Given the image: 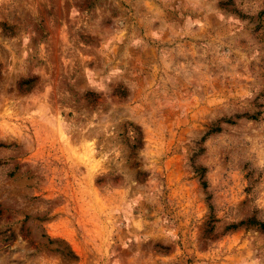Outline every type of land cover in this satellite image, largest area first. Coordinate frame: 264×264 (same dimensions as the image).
Returning a JSON list of instances; mask_svg holds the SVG:
<instances>
[{"label":"rangeland","instance_id":"1","mask_svg":"<svg viewBox=\"0 0 264 264\" xmlns=\"http://www.w3.org/2000/svg\"><path fill=\"white\" fill-rule=\"evenodd\" d=\"M264 0H0V264H264Z\"/></svg>","mask_w":264,"mask_h":264},{"label":"trees","instance_id":"2","mask_svg":"<svg viewBox=\"0 0 264 264\" xmlns=\"http://www.w3.org/2000/svg\"><path fill=\"white\" fill-rule=\"evenodd\" d=\"M259 227H260L261 229H264V222L259 223Z\"/></svg>","mask_w":264,"mask_h":264}]
</instances>
